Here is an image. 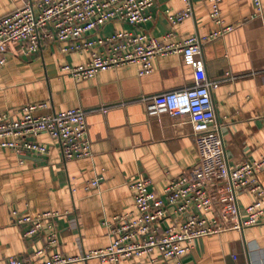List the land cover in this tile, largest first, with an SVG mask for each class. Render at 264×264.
Returning <instances> with one entry per match:
<instances>
[{"label":"crops","instance_id":"1","mask_svg":"<svg viewBox=\"0 0 264 264\" xmlns=\"http://www.w3.org/2000/svg\"><path fill=\"white\" fill-rule=\"evenodd\" d=\"M35 1L0 0V18ZM262 4L259 15L254 0H221L223 26L234 28L211 38L222 25L210 15V0H192L193 17L177 25L171 24L166 11L182 10L183 0H155L147 23L135 27L115 20L100 33L131 30L161 37L173 31L176 41L197 34L207 76L218 82L212 99L227 156L233 154L229 143L238 140L251 146L246 152L254 160L264 155V0ZM89 59L87 52L66 53L56 43L27 57L18 44H12L0 69V114L16 119L24 105L40 102L48 106L36 114L82 108L92 144L91 157L73 160H65L59 141L46 133L32 138L48 147L44 155H19L0 147V264L10 256L35 262L34 253L47 243L46 227L26 238L28 225L17 224L15 216L61 212L55 221L58 244L52 250L67 257L82 256L110 244L106 220L128 212L136 215L133 182L149 178V188L162 195L170 179L203 161L200 142L204 138L194 133L190 116H172L154 100L193 84V70L181 54L155 57L147 75H139V67L129 65L75 81L61 70L63 65H80ZM96 177L100 186L87 189ZM257 177L264 185V169ZM255 199L254 193H238L242 210ZM171 263L155 250L120 264ZM183 263L264 264V225L197 238ZM68 264L112 263L91 258Z\"/></svg>","mask_w":264,"mask_h":264},{"label":"built area","instance_id":"2","mask_svg":"<svg viewBox=\"0 0 264 264\" xmlns=\"http://www.w3.org/2000/svg\"><path fill=\"white\" fill-rule=\"evenodd\" d=\"M211 17L222 28L210 35L216 37L233 30L223 26L221 0H210ZM182 10H167L172 25L193 17L192 0H183ZM155 0H36L0 18V69L8 61L12 44L31 57L48 44H60L63 52H87L90 59L80 65H63L61 70L75 81L94 77L101 71L129 65L139 67V75L152 71L157 56L181 54L193 70V84L156 97L172 116L188 115L204 154L202 163L180 176L170 179L162 195L152 191L151 179L140 178L131 184L136 215L117 214L104 224L111 241L108 246L67 257L52 248L58 244L56 219L58 211H46L35 216H15V222L28 225L24 236L30 238L48 229L47 243L34 255L37 261L10 256L3 264H68L97 258L102 262L120 264L124 260L151 255L158 250L171 264H184L183 258L195 247L197 238L227 230L243 231L264 225V185L257 173L264 169V155L250 159L247 143L235 140L227 144L216 123L212 92L218 82L207 76L202 57V40L192 34L183 40H173L174 32L161 37L131 30L100 33L111 21L140 26L152 19ZM257 14L263 13L262 0H254ZM47 102L26 104L22 114L13 119L0 114V147L14 149L19 155L29 152L41 155L48 147L34 139L46 133L58 140L65 160L92 156L86 112L72 108L54 114H36ZM100 177L93 179L87 189H97ZM239 191L256 194L254 202L243 210L238 203ZM168 221V222H167ZM167 222V223H166Z\"/></svg>","mask_w":264,"mask_h":264}]
</instances>
